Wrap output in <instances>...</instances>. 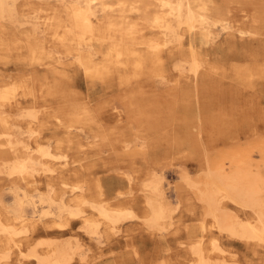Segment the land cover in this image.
I'll return each instance as SVG.
<instances>
[{
    "label": "rangeland",
    "instance_id": "1",
    "mask_svg": "<svg viewBox=\"0 0 264 264\" xmlns=\"http://www.w3.org/2000/svg\"><path fill=\"white\" fill-rule=\"evenodd\" d=\"M123 1L127 8L134 5L148 12L147 15H152L155 10V0ZM205 1L211 19L232 18L229 22L232 26L239 24L245 14L264 12V0ZM106 2L117 5L118 0ZM26 5L28 12L20 14L23 24L3 22L6 27L0 28V89L3 85H13V97L4 101L5 104L13 105V101L26 97L27 104H23V111L34 110L35 117L38 120L47 119V124L41 126L33 122V126L27 128L25 122L29 118H16L17 111H8L7 105L1 106V109L5 110L3 116L16 122L15 126L9 127L10 133L15 135L17 127L23 131L29 130L32 136L23 134L20 138L29 141L32 148L34 140L48 145L59 158L58 161L56 158L53 159L55 161L47 160L51 173L39 171L33 177H28L29 181L34 179L33 183L24 178L13 179L16 181L5 178L0 182V215L23 217L24 220H16L12 224L16 230L25 229V232L15 236L21 244L19 249L0 247V264H37L30 255L33 251L40 257H46V251L50 249L61 248L69 252V248H74V245L79 248L74 251L69 264H158L160 261L165 264H197V257L191 248L199 239H202L201 248L210 262L220 260L221 253L212 246V242H215L226 251L224 260L227 264H264V240L239 239L218 229L215 219L207 214L206 203L200 199L202 180L207 172L221 169L220 173L229 174L234 170L229 167L230 159L235 160V157L237 162L243 161L242 157L236 156V152H232L233 157L226 153L227 141L234 146L241 145L234 147L236 151L248 144L251 165L260 160L256 151L264 147V138L251 144L238 132L225 141L217 139L225 127V121L238 125L243 122V108L264 111V104L257 105L256 101V93L264 89V81L255 85L256 92L250 89L246 94H241L239 90L242 88L235 83L229 84L234 78L229 72L230 65L242 64L239 60L230 61L226 57L222 42L224 33L215 29L213 31L217 35L204 40L199 36L195 38V61L210 63L212 68L218 69L216 79L219 83L216 87L210 86L203 90L197 86L199 81L197 85L194 83L191 73L184 71L179 77L176 70H172L176 65L187 66L192 61L193 56L187 49L189 36L184 29L179 42L159 48L158 60L163 69L161 74L155 75L148 53L143 51L142 45H138L135 48L139 51L134 56L121 60L129 63V69L104 79L103 75L84 73L75 57L65 56L63 49L46 40L43 29L33 32L28 30L31 22H38V16L48 17L56 12L55 8L61 7L59 2L17 0L19 9H25ZM113 9L115 12L110 13L117 15L118 8L114 6ZM128 12L124 14L128 25H132L133 33L128 35L131 37L123 39H137L138 42L150 38L154 29L142 18L141 12ZM100 16L101 12L96 11L93 20H100ZM51 23L57 25L55 21ZM96 26L102 28L106 35L103 30L105 25L98 21ZM117 26L111 32V37L116 39L120 37V30L126 27V23ZM27 31L28 35L24 33ZM110 40L107 38L106 42ZM93 43L95 51L101 50ZM259 43H264V38ZM41 44L45 57L60 58L61 67L57 61L36 59L39 53L33 52V48ZM237 52L242 51L237 49ZM143 54L148 58L144 63L138 67L130 64L132 59ZM249 67L262 66L251 64ZM105 70L106 67L100 68L101 72ZM134 70L140 73L135 76ZM201 71L204 68H200ZM63 73H67L66 77ZM222 73L228 76L222 77ZM47 76L55 77L57 81L53 85L57 87L58 80L67 83L62 94H45L49 85L45 86L42 80ZM194 89L205 91L208 98H218V101L208 106L212 108L203 107ZM32 97L37 101L30 105ZM44 99L48 100V104H44ZM67 126L69 135L65 133ZM5 140V137L0 139L3 143ZM14 140L11 139L13 143ZM8 147L5 145L1 148L9 151ZM13 149L19 155L20 145H15ZM3 161L0 160V169L4 165ZM152 183H157L163 193V199L159 202L165 212V217L154 226L149 224L150 212L145 204L147 197L155 198L159 193L149 188ZM70 184L82 187L83 200L86 202H71L72 208H77L81 216L78 214L71 218L63 211L62 216L68 226L57 232L56 229L48 228L56 206L51 205L54 210L50 211L45 196L50 191V195L58 202V191L68 189ZM67 198L68 194H64L63 201H67ZM90 203L104 205L115 211L128 210L133 217L123 218L113 229L107 228V222L95 210L91 211ZM214 213L219 222L223 217L237 216L240 220L256 224L251 211L234 206L229 200L223 199ZM33 215L36 216L34 225L28 221ZM85 217L90 218L88 222L99 224L94 233L96 237L90 233Z\"/></svg>",
    "mask_w": 264,
    "mask_h": 264
},
{
    "label": "bare ground",
    "instance_id": "2",
    "mask_svg": "<svg viewBox=\"0 0 264 264\" xmlns=\"http://www.w3.org/2000/svg\"><path fill=\"white\" fill-rule=\"evenodd\" d=\"M56 1L59 2L61 7L55 8L57 9L56 12L48 17L38 16V22H31V28H29L28 30H30V32H33L38 31L39 28L43 29V31L46 33V40L49 43H53L58 48L63 49V53L65 56L75 57V59L78 61V64L83 67V70L85 71L84 73L91 72L100 77L101 75H103L104 79L108 77L112 78L113 75H119L120 73H122V70L125 71V69H129V63H126V61L122 62V58H129L131 56H134L137 51H139V49L135 47L138 45H142L144 47L143 51H145V53H148V57H150L149 61H151L150 64L152 66V70L157 76L161 74V72H163L162 64H160L158 60L160 47L171 42H179L181 38L180 34L184 29V31L189 36L187 49L193 56L195 55L194 53L197 47V42L195 40L196 36H199L203 40L207 39L212 35H217V33H214L213 31L216 29L219 30V33L220 31L224 33L222 42L226 48V57L230 61L239 60L242 64L241 66H235L232 64L230 65L229 72L233 74L232 77L234 78L230 80L232 81V83L229 84L233 85V83H235L237 86L242 88L241 90H239L240 93L246 94V92H248L250 89L251 91L256 92L257 88L255 85L261 81H264V43H259L264 38V12L262 11L245 14L240 18L239 24H237L236 26H232V24L229 23L232 18L211 19V16L207 13L208 9L205 0H155L153 4L155 10L153 11L152 15H147L146 13L148 12L139 9V7L136 8L134 5H130L127 8L126 3L123 0H118V3H116L117 5L110 4L106 2V0ZM114 6L118 8L117 15L110 13V11L115 12V10L113 9ZM96 11L101 12V16L99 17L100 20H93L95 18ZM128 11L141 12L142 18L150 24V27L152 29H154V33L151 34L152 36L150 38L138 40V42L137 39L131 41L123 39L131 37L128 35L133 33L132 25H128L129 21L126 19V16L124 14ZM26 12H28V5L25 6V9H19L17 7V0H0V28L6 27L3 22L19 25L23 24L21 15ZM52 21H55L57 25H53L51 23ZM98 21L105 25V27H103V30L106 31V35L103 34L102 28L96 26ZM124 23H126V27H123L120 30V37H118V39L111 37L113 36V33L111 32L114 30V27L117 25L121 26ZM116 28H118V26ZM24 33H26L27 35L29 34L28 31ZM107 38L111 39L110 42H106ZM211 41L213 40L211 39ZM93 42H95L96 46L100 47L101 50L95 51V45ZM237 49H241L242 52H237ZM35 51L39 53V56L36 58L39 59V61L43 59L47 61H57L56 63L60 64L58 61V59L60 58H53L52 56L45 57L46 55L43 44H41L40 47H34L33 52ZM33 52H30V54ZM147 59V55L143 54L141 56L135 57L134 60L132 59V61H130V64H132L134 67H138L139 64L144 63V61ZM37 61L38 60H35V62ZM251 64L262 67H249V65ZM59 67H61V64ZM102 67H106L107 70L101 72L100 68ZM115 67H117V69ZM200 68H204V71L200 72ZM173 69L176 70L179 77L183 75L184 71L187 74L191 73L194 83L197 85V82L199 81V84L197 86L201 87L203 90H206L207 87L210 86L216 87V85L219 83L218 79H216V75L219 74L217 72L218 69L215 70V68H212L210 63L202 64V62L195 61L194 56L192 57V61H190L187 66L179 64L174 66L172 70ZM58 71L61 70L58 69ZM134 71L135 72H132L135 76L136 74L140 73L136 72L138 70ZM211 72H213L214 75L211 74ZM64 75L66 77L67 73H65ZM226 75L227 74L222 73V77H225ZM198 76L199 80L197 79ZM56 77L60 78L62 76L56 75ZM42 81H44L43 84H45V86L49 85L45 94H62L63 88L67 86V83H65V81L60 82L59 80L57 82L59 84V87H57V85H53V82L57 81L54 76L44 77ZM186 85L189 84L186 83ZM13 91V85H3L0 89V126H2L3 128V131L0 132V139L3 137H5L6 139L4 143L0 141V160H4V165L0 169V182H3L5 178H10L12 179V181H16L13 180L15 178H24L29 181L28 177H33L34 173H38L39 171L43 173L45 171H48L49 174L51 169L48 167L47 160L59 158L50 150V147L48 145L40 144L38 143V141L34 140L33 142L35 143V145L34 148H32L29 141L20 138V135L23 134H28L30 136L32 132H29V130L27 132L23 131L20 127H17V132L15 135L10 133L9 127L15 126L16 122L8 116H3L5 110L1 109V106L7 105V108H9L8 111L15 109L17 111L16 118H29V121L25 122L27 128L33 126V122H36L41 126H46L47 124V119L43 118L42 120H38L35 117V113L33 112L34 110L29 109L27 111H23V104H27L26 97L13 101V105L5 104L4 101H8L13 97L11 95ZM57 91L58 93H56ZM259 91L260 92L256 93L257 105L264 104V89H261ZM195 94L200 100H202L203 107L204 105L205 107L211 106L212 102L218 101V98L213 97L212 100L211 98H208L209 96H207L208 94H206L205 91L198 92L196 90ZM35 100L36 99L32 97V99L30 100V105H32L33 102L35 103ZM44 100V104H48V100ZM241 112L244 115L243 122L238 125V123L234 124L232 121H230L229 123L225 121V127H223L224 129H222V132L217 137V139H223L225 141L226 138H230L232 134L237 132L238 134L243 136L245 140L251 141V144L259 141L260 138H264V111H260L257 108L248 109L245 107L241 110ZM248 116H250L249 120H247ZM207 119H209V117ZM66 128L69 127H65V133L69 135L70 131ZM13 138L15 139L14 143L13 141H11V139ZM5 145L9 146L7 148L9 149V151L1 148ZM15 145H20L19 155H16L14 151L15 149H13L15 148ZM236 146L238 147L239 144H236ZM236 146L227 141L226 153H230L231 155H229L233 157L232 152H236V156L242 157L243 161L237 162L238 160L236 161L235 157H233L235 160L230 159L229 167L230 169L233 168L234 170L229 174L220 173L221 169L207 172L204 176V180H202L203 189L200 192V199L206 203L207 214L215 219L218 229L227 232L229 236L239 239H255L257 241H263L264 147H261V149H258L256 151L260 160H256L258 162L251 165L250 160L248 159L250 149H248L247 146L249 145H244L243 148L239 149V151H236V149H234V147ZM34 153L37 155H35ZM60 181L62 182V180ZM29 182L33 183L34 179ZM68 186V189H60V191H58L60 193L58 202H56V200H54L50 195V191H47L45 196L50 211L54 210L51 209V205L56 206V211L52 213L53 215L50 221L51 224L48 225V228L54 230L56 229L57 232L63 230V228L68 226L67 220H64L62 216L63 211H66L67 216L69 214L71 218L78 216V214L80 213L77 208H72L71 202H86L83 200L84 196L82 193V187L80 185L70 184ZM149 188L151 190H155L156 192L157 190L159 191L155 198L147 197L145 199L146 207L150 212V218L148 219L149 224L150 226H154L159 219L162 220V218L165 217L164 208L160 205L159 202L161 201V199H163V193L158 189L157 183H152ZM64 194H68L67 201H63ZM223 199L231 201L234 206L237 205L242 209L251 211L253 215L252 218L254 219L256 224H251L247 222V220H240L237 216L233 218L223 217L219 222V218L215 216L214 212L219 209V206ZM91 208V211L95 210L98 216H100L104 221L107 222L106 227L111 229H113L115 225L119 223L123 218L132 216L131 211L110 210L104 205H95L90 203V209ZM35 218L36 216H34L32 219L30 217V219L28 220L29 223L34 225L36 222ZM16 220L22 221L24 219L23 217L16 218V216L12 217L10 215H6L5 217L3 215H0V247L7 246L8 248H6L9 249L13 247L18 248L21 246V244L17 242L15 236L25 232V229H14V225L12 223ZM89 220L90 218L88 217L84 218L85 222H88ZM88 223V229L90 233L94 234L95 229L99 224L95 222ZM201 240L202 239H199L198 242L192 245L191 248L193 254L197 257V264H227L224 260V254L226 251L217 246L215 242H212V246L214 249L218 250L216 252H219V254L221 253L220 260L218 262H210L201 248ZM48 242L49 240L46 241V243ZM78 248V245H74V248H69V252H67L66 249L61 248L50 249L46 251V257H40V255H37L34 251L30 255L31 257L36 259L37 264H69V262L72 260L74 251L78 250ZM80 260L81 262H84L83 259ZM158 264H165V262L160 261Z\"/></svg>",
    "mask_w": 264,
    "mask_h": 264
}]
</instances>
